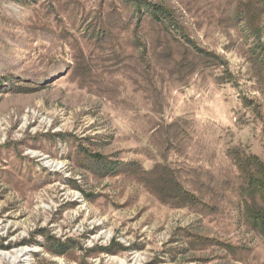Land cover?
<instances>
[{
  "label": "rangeland",
  "instance_id": "obj_1",
  "mask_svg": "<svg viewBox=\"0 0 264 264\" xmlns=\"http://www.w3.org/2000/svg\"><path fill=\"white\" fill-rule=\"evenodd\" d=\"M262 43L264 0H0V264H264Z\"/></svg>",
  "mask_w": 264,
  "mask_h": 264
},
{
  "label": "trees",
  "instance_id": "obj_2",
  "mask_svg": "<svg viewBox=\"0 0 264 264\" xmlns=\"http://www.w3.org/2000/svg\"><path fill=\"white\" fill-rule=\"evenodd\" d=\"M152 15L160 17L164 15L166 18L167 11L159 8V10H152ZM168 19H171L169 17ZM258 58L261 64L264 65V43L259 44ZM240 167L245 174V181L247 187L245 191L248 193L252 203L247 202L248 219L253 226L259 230H264V162L255 155L248 156L244 162L240 163Z\"/></svg>",
  "mask_w": 264,
  "mask_h": 264
},
{
  "label": "bare ground",
  "instance_id": "obj_3",
  "mask_svg": "<svg viewBox=\"0 0 264 264\" xmlns=\"http://www.w3.org/2000/svg\"><path fill=\"white\" fill-rule=\"evenodd\" d=\"M120 264H128L127 261H121Z\"/></svg>",
  "mask_w": 264,
  "mask_h": 264
}]
</instances>
